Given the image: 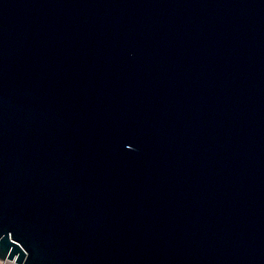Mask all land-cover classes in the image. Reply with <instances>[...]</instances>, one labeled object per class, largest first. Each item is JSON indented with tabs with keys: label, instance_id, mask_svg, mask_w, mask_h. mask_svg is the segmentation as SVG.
Segmentation results:
<instances>
[{
	"label": "water",
	"instance_id": "1",
	"mask_svg": "<svg viewBox=\"0 0 264 264\" xmlns=\"http://www.w3.org/2000/svg\"><path fill=\"white\" fill-rule=\"evenodd\" d=\"M264 264V0H0V264Z\"/></svg>",
	"mask_w": 264,
	"mask_h": 264
},
{
	"label": "built area",
	"instance_id": "2",
	"mask_svg": "<svg viewBox=\"0 0 264 264\" xmlns=\"http://www.w3.org/2000/svg\"><path fill=\"white\" fill-rule=\"evenodd\" d=\"M2 264H18L16 261L14 260H3Z\"/></svg>",
	"mask_w": 264,
	"mask_h": 264
}]
</instances>
